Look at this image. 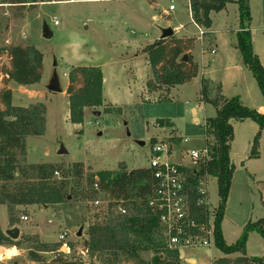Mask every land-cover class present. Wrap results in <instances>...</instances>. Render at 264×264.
Here are the masks:
<instances>
[{"label": "rangeland", "instance_id": "obj_1", "mask_svg": "<svg viewBox=\"0 0 264 264\" xmlns=\"http://www.w3.org/2000/svg\"><path fill=\"white\" fill-rule=\"evenodd\" d=\"M171 4L173 10H169ZM189 5L188 0H52L31 10L24 9L22 14L18 11L17 16L14 6L0 3V46L34 44L44 54L43 80L35 86H22L13 81L5 84L1 68L10 67V63L7 56L0 57V90L5 87L12 90V104L44 103L46 106V132L42 136H27V161L62 163L66 167L81 161L87 172L116 169L124 162L130 170L148 167L152 148L160 141L171 143L170 139L174 138L171 148L177 152L203 148L207 142H214L213 137L205 138V119L216 115L211 104L199 100L201 80L206 77L213 82L211 94H215V87L220 84L224 95L239 96L243 104L258 110L264 98L253 72L243 66L238 50L230 55L237 41V34L231 30L239 28L238 5L230 3L225 9L211 13L212 25L208 29L212 32L211 41L209 36L202 37L201 27L192 20ZM250 9L254 51L264 62V0H250ZM44 23L53 32L49 39L43 37ZM177 26L180 27L176 36L196 38L191 53L199 63L198 75L173 87L170 93L164 88L149 91L147 82L153 78V72L142 47L160 39L163 29L175 30ZM211 49L216 50L215 55ZM77 65L98 66L106 78L105 105L86 108L81 124L69 119L66 92L68 72ZM55 67L64 89L60 93L46 87ZM106 104L120 107L121 114L105 113ZM166 119L172 122L171 126L166 124ZM233 126L235 137L230 156L235 171L221 222L228 244L237 242L249 221L264 217V129L251 119L235 121ZM256 137L258 155L251 156ZM185 138L189 141L185 142ZM138 141L145 144L140 145ZM62 149L65 153H60ZM177 159L174 155L167 160ZM208 185L214 213L219 201L216 178L210 176ZM105 199L103 197L107 205ZM20 209L19 223L9 226L6 206L0 205L2 229L16 226L20 229L19 238L15 240L24 235H38L43 242H61L59 253L90 264L84 251L87 226L95 220L102 221L106 210L96 209L88 201ZM25 215L28 220L22 219ZM64 231L68 235L66 240L60 241L59 234ZM31 245H21L17 256L8 261L5 252L0 250V262L46 264L54 257L51 252H38L43 261H32L28 254ZM179 251L181 264H212L219 257L234 259L242 255L241 252L225 254L214 242L210 246H181ZM245 253L247 256L264 255L262 233L249 231ZM145 257L150 258V253Z\"/></svg>", "mask_w": 264, "mask_h": 264}, {"label": "trees", "instance_id": "obj_2", "mask_svg": "<svg viewBox=\"0 0 264 264\" xmlns=\"http://www.w3.org/2000/svg\"><path fill=\"white\" fill-rule=\"evenodd\" d=\"M48 1L52 0H0V3L14 6L15 15L18 16V11L22 14V10H31ZM189 1L194 23L205 29L203 36H209L206 30L212 25V12H219L230 3L238 5L239 30L236 32L235 47L240 51L244 65L253 72L264 98V65L253 50L250 0ZM195 41L196 38L178 37L174 33L172 36L156 39L142 48L153 72V78L147 82L149 91L164 88L170 93L173 87L189 82L198 75L199 65L191 53ZM183 55H187L186 60H182ZM2 56H7L10 63V67L1 68L5 84L13 81L22 86H31L41 82L44 54L34 44L0 46V57ZM68 81L66 92L69 119L74 124H81L86 108L105 105L103 71L98 66L77 65L69 70ZM212 86L211 79L202 78L199 100L211 104L216 111L215 116L205 119V138L213 137L214 142L206 144L211 157L199 162L195 170H189L190 212L193 218L206 220L208 212L197 204L195 187L199 178L206 175L215 177L219 195L214 230L215 245L225 254L241 252L242 255L234 259L219 257L212 264H264V255L247 256L245 253L249 231L257 230L264 236V217L249 221L240 238L233 244L227 243L221 229L235 171V164L230 156L235 137L233 122L251 119L264 129V113L243 104L239 96L227 97L220 84L215 87V94H211ZM12 97L10 88L0 90V205L6 206L9 226L19 223L20 208L26 211L29 206L47 207L65 201L89 202L102 193L111 202L106 210V217L87 226L85 253L90 258V264H181L179 249L167 246L159 214L149 205V197L157 182L153 168L129 170L121 162L116 169L87 172L81 161L68 167L62 163L28 162L27 136L45 134L47 110L44 103L13 105ZM104 112L121 114L122 109L108 104ZM166 120V124L171 126L172 122ZM257 137L251 156L258 155ZM174 140L170 139V142L173 143ZM262 183L264 187V182ZM262 204L264 205V192ZM120 206L126 208L125 215L116 213ZM24 243L32 244L28 252L32 261H43V256L38 252H51L54 254L53 262L86 264L76 257L69 258L59 253L61 242H43L38 235H24L22 239L15 240L6 235L0 225V246L19 248ZM146 253H150V258L145 257Z\"/></svg>", "mask_w": 264, "mask_h": 264}, {"label": "built area", "instance_id": "obj_3", "mask_svg": "<svg viewBox=\"0 0 264 264\" xmlns=\"http://www.w3.org/2000/svg\"><path fill=\"white\" fill-rule=\"evenodd\" d=\"M173 9L174 6L171 4L169 10ZM204 32L205 29L201 27L200 33L202 36ZM211 52L215 54L216 50L212 49ZM184 141L188 142L189 139L185 138ZM152 150L148 167L155 170L157 182L153 193L149 197V205L159 214V221L167 246L179 249L181 246H210L213 242L215 243L216 210L214 213L211 210L212 205L210 204L208 185L209 175L199 178L195 187L197 204L204 207L208 212L206 220H197L192 217L190 212L191 186L189 170H195L199 162L211 157L206 145L200 149L191 148L188 151L177 152L171 149V143L160 141L154 144ZM174 155L178 156L177 160H167ZM95 188L98 190L96 184ZM103 197L107 198L105 199L107 205H105ZM110 202L111 199L108 196L99 193L96 199L89 201V204L96 209L107 210ZM116 213L125 215L127 210L120 206ZM22 219L28 220V217L25 215L22 216ZM67 235L66 231L60 233L59 240H66ZM64 245L67 251H70L68 246ZM46 264L59 263L51 260Z\"/></svg>", "mask_w": 264, "mask_h": 264}, {"label": "water", "instance_id": "obj_4", "mask_svg": "<svg viewBox=\"0 0 264 264\" xmlns=\"http://www.w3.org/2000/svg\"><path fill=\"white\" fill-rule=\"evenodd\" d=\"M42 33H43V37L46 39H49L53 36V32L51 31V29L46 23H44L43 25ZM172 35H174V30L172 28H166V29H163L161 38H166ZM186 59H187V55H183L182 60H186ZM46 87L48 88V90L54 93L63 92L64 89L62 85L61 76L56 67L54 68L49 80L47 81ZM95 113L97 115H100L99 111H96ZM138 143L140 145L145 144L143 141H138ZM60 153H65V150L64 149L60 150ZM5 234L11 237L12 239H17L19 238L20 229L17 226L13 228H8L5 230ZM80 234H81V231L79 232V235ZM189 262H194V261L192 259H189Z\"/></svg>", "mask_w": 264, "mask_h": 264}, {"label": "crops", "instance_id": "obj_5", "mask_svg": "<svg viewBox=\"0 0 264 264\" xmlns=\"http://www.w3.org/2000/svg\"><path fill=\"white\" fill-rule=\"evenodd\" d=\"M64 1H68V0H64ZM189 1V0H188ZM58 2H61V1H58ZM190 6V5H189ZM190 13H191V9H190ZM252 15V14H251ZM191 17H192V13H191ZM212 18V17H211ZM193 20V19H192ZM239 24V23H238ZM179 27L180 26H177L176 27V29L174 30V32H175V34H176V31H177V29H179ZM198 28H199V26H198ZM210 29V28H209ZM239 30V28L238 29H233V30H231L232 32H237ZM251 30V29H250ZM206 31H208V33H209V37H208V40L209 41H211L213 38L210 36V35H212V32H209V30H206ZM203 37V36H202ZM212 38V39H211ZM253 41H254V38L252 37V43H253ZM237 42V41H236ZM236 44V43H235ZM235 44H234V47H235ZM144 47V46H143ZM142 47V48H143ZM212 50V49H211ZM237 48L235 47V49H234V51H232V52H230V55L231 54H236L237 53ZM253 50H254V46H253ZM239 51V50H238ZM240 52V51H239ZM255 52V51H254ZM256 53V52H255ZM216 54V53H215ZM214 54V55H215ZM258 56H259V58H260V60H261V62H263V60H262V57L260 56V54L257 52L256 53ZM241 55V54H240ZM240 60H241V62L243 63V61H242V57H240ZM196 61V60H195ZM197 62V61H196ZM198 63V62H197ZM199 64V63H198ZM263 65H264V62L262 63ZM243 66L245 67V68H247L245 65H244V63H243ZM238 67V66H237ZM44 71H45V67H44ZM65 74H66V72H65ZM207 78V77H206ZM43 80V79H42ZM42 80H41V82H39V83H37V84H34V85H31V86H35V85H38V84H40V83H42ZM105 82H106V78H105V76H104V88H105ZM47 83V82H46ZM90 109H92V108H90ZM258 110L260 111V112H263L264 113V104H261L259 107H258ZM4 230V229H3ZM5 231V230H4ZM0 250H3L4 252H5V256L7 257V260L6 261H8V260H13L16 256H17V254L20 252V249H18L17 247H15V246H0Z\"/></svg>", "mask_w": 264, "mask_h": 264}]
</instances>
